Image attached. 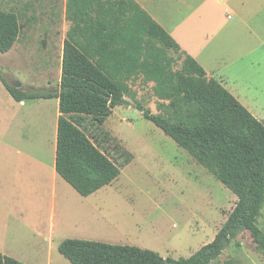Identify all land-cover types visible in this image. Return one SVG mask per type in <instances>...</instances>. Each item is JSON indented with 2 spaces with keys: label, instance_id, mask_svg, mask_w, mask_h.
<instances>
[{
  "label": "trees",
  "instance_id": "obj_1",
  "mask_svg": "<svg viewBox=\"0 0 264 264\" xmlns=\"http://www.w3.org/2000/svg\"><path fill=\"white\" fill-rule=\"evenodd\" d=\"M68 12L74 26L64 41L58 93L17 88L0 70V81L16 101L59 98L57 173L85 197L119 177L121 166L82 126L87 117L103 125L116 107L128 104L130 82L140 78L153 83L158 99L157 114L137 105L144 117L213 173L238 201L215 238L189 257L165 258L150 249L79 238L63 240L59 252L72 264H212L241 234L259 233L264 121L181 51L134 0H68ZM20 34L18 15L0 7V52H9ZM171 50L183 55L178 70L172 68ZM0 264L26 263L0 252Z\"/></svg>",
  "mask_w": 264,
  "mask_h": 264
},
{
  "label": "rangeland",
  "instance_id": "obj_2",
  "mask_svg": "<svg viewBox=\"0 0 264 264\" xmlns=\"http://www.w3.org/2000/svg\"><path fill=\"white\" fill-rule=\"evenodd\" d=\"M0 7L15 12L21 24L14 47L7 53L0 52L3 76L13 85L21 83L24 90L59 88L64 40L74 26L68 16V0H0ZM238 7L247 24L236 35L225 36L219 47L220 58L212 63L220 67L218 78L226 88L264 121V0H244V6L239 2ZM169 56L174 60L173 70L180 69L183 55L171 50ZM3 91L0 81V99L8 106L11 97L7 90L5 94ZM126 99L128 104L116 107L103 125L87 117L82 126L122 169L111 185L94 196L101 209L98 213L91 204L88 212L94 215L83 233L91 237L86 240L150 249L165 258L189 257L215 238L238 197L137 108L140 104L159 113L153 83H144L140 78L130 82ZM32 113L48 115L45 108ZM5 134L15 135L14 127L0 125V150ZM26 143L18 147L38 151L36 141ZM128 158L131 161L126 164ZM50 186L47 173V198ZM11 194L6 199L0 192V214L14 213L13 204L1 202L3 197L13 201ZM56 208L59 216L60 202ZM257 227L259 233L241 234L212 264H264V206ZM19 241L20 256L32 254L41 260L47 257L46 240ZM32 248L38 252L29 253ZM52 254L61 256V264H71L58 247Z\"/></svg>",
  "mask_w": 264,
  "mask_h": 264
},
{
  "label": "crops",
  "instance_id": "obj_3",
  "mask_svg": "<svg viewBox=\"0 0 264 264\" xmlns=\"http://www.w3.org/2000/svg\"><path fill=\"white\" fill-rule=\"evenodd\" d=\"M134 1L175 39L181 51L196 59L208 76L215 77L225 86L222 78H218L220 67L215 62L212 63V60L220 58L219 47L225 36L236 35V31L247 24L238 7L239 2L244 6V0ZM78 38L86 42L84 36L79 35ZM58 89L60 91L57 87L52 92L58 93ZM3 90L5 94L4 85ZM10 97L7 100L8 106L3 98L0 99V125L13 126L15 129V135L8 137L5 134L3 142L1 141L3 148L0 150V192L6 199L12 193L10 199L13 201H6L3 197L4 201L1 202L13 204L14 213L0 214V252L26 264H61L63 259L60 255H53L52 250L67 238H91L83 232L94 215L88 212L91 204L94 210L100 212V204L96 205L94 196L102 188L87 197L82 196L56 171L57 129L61 114L59 98L19 102L11 95ZM38 108H45L48 115H34L32 111ZM29 140L36 141L38 151L22 150L18 147L24 146ZM13 143L15 147H12ZM47 173L50 175L51 184L48 198L45 193ZM57 202H60L62 208L60 217L56 211ZM8 220L13 222L11 227ZM43 229H47V232H43ZM36 238L48 242L46 258L41 260L32 254H17L22 251L19 240L24 239L25 243H31ZM32 252L38 251L32 248L29 253Z\"/></svg>",
  "mask_w": 264,
  "mask_h": 264
},
{
  "label": "water",
  "instance_id": "obj_4",
  "mask_svg": "<svg viewBox=\"0 0 264 264\" xmlns=\"http://www.w3.org/2000/svg\"><path fill=\"white\" fill-rule=\"evenodd\" d=\"M15 86H16L17 88H20V87H21V83H15ZM57 92H59V89H58Z\"/></svg>",
  "mask_w": 264,
  "mask_h": 264
}]
</instances>
